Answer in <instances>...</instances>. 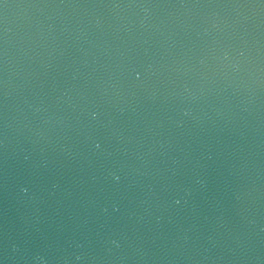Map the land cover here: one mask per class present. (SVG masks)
Returning a JSON list of instances; mask_svg holds the SVG:
<instances>
[{
	"label": "water",
	"instance_id": "obj_1",
	"mask_svg": "<svg viewBox=\"0 0 264 264\" xmlns=\"http://www.w3.org/2000/svg\"><path fill=\"white\" fill-rule=\"evenodd\" d=\"M0 264H264V0H176L0 107Z\"/></svg>",
	"mask_w": 264,
	"mask_h": 264
}]
</instances>
